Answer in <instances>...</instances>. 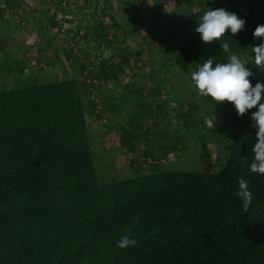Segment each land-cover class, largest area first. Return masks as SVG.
Wrapping results in <instances>:
<instances>
[{
  "label": "trees",
  "instance_id": "1",
  "mask_svg": "<svg viewBox=\"0 0 264 264\" xmlns=\"http://www.w3.org/2000/svg\"><path fill=\"white\" fill-rule=\"evenodd\" d=\"M19 1L0 0V11L9 14ZM63 1L48 4L62 9ZM151 1L119 0L129 11ZM72 3L81 15L69 20L74 37H64L56 54L62 48L68 62L81 60L79 77L45 80L25 71V57L6 51L0 59V264H264V0H203L195 32L186 24L188 40L156 64L160 70L172 59L200 97L155 106L140 76L120 78L134 52L125 57L119 46L146 33L137 16L120 20L101 0ZM152 18L158 41L177 30L154 11ZM119 54L123 62L114 60ZM12 63L15 80L7 84L1 75L9 77ZM111 81L119 95L103 91ZM170 101L178 103L176 130ZM203 113L214 132L198 127ZM114 128L135 175L102 184L94 146L104 147ZM190 141L212 143L219 167L171 168L182 160H166L181 158Z\"/></svg>",
  "mask_w": 264,
  "mask_h": 264
},
{
  "label": "rangeland",
  "instance_id": "2",
  "mask_svg": "<svg viewBox=\"0 0 264 264\" xmlns=\"http://www.w3.org/2000/svg\"><path fill=\"white\" fill-rule=\"evenodd\" d=\"M49 1H52V0H46V1L38 0V5H36V7L38 6L41 9H40V12H37V11L35 12V10H32V5L34 3L37 4V0L36 1L35 0H20L18 4L15 6L18 12L15 13L14 11H12L8 14L9 16H12V20H10V25L6 27V30L5 31L2 30V34L7 36V38L10 40L9 43H11V45H13L14 47L10 49L8 48L9 53L14 54L18 58L25 57L26 58L25 59L26 62L24 63L25 67L29 66L31 59H37L38 65H36L33 68V70L37 73L40 72V76L42 77V79L47 80L48 76L49 78H55V79L56 78L63 79L64 77H67V76L71 78L79 77L80 76L79 74L80 63L79 62L81 60L77 63L68 62L66 55L64 51L62 50V48L59 49L60 54L59 55L56 54V49H57L56 46L61 45V41L64 37L63 35H59L58 30L60 29V27L61 28L62 27L71 28V27L77 26L76 22L70 24L68 20H71V19L73 20L74 18H76V20L79 21L78 14L81 15V13L79 12L78 7L72 3V4H68L69 9L68 8L61 9L60 11H58V13H56L57 15L53 17L52 16L53 12L54 11L57 12L58 9H56L55 7H54L55 9L50 8L52 6L48 4V3H51ZM191 1H193L194 8H192L191 10L189 9L190 11H187L184 14L180 13L182 20H186L183 22L185 24H188V27L195 26V25H192L191 23L194 22L193 20L195 17H193V14H196V12L199 10V7L197 6V4L200 2L197 0H191ZM152 2L153 0L151 1V3ZM116 3L117 4L120 3L119 0H117ZM169 7L172 8L173 3H171ZM46 9L48 10L47 13H46ZM45 13H46L47 19L42 18V16L45 15ZM119 15L120 13H118L117 16L119 17ZM141 15L142 13H139V16ZM122 16L123 15H121L120 20L128 18L127 15H125V17L124 16L122 17ZM0 17H3V16H0ZM34 18L36 19L40 18L41 23L37 24V21ZM23 20L26 21L28 25L30 22L31 27L29 26L26 28ZM44 20H46L45 22H47V24L43 22ZM35 22L37 24L36 27L33 24ZM147 30H146L147 34L144 33L141 35L142 38H139L141 36H137L139 38L138 41L135 40L134 37L129 36L130 37V39H128L129 43H125V44H122V46H119V48H121L120 50L121 51L123 50L124 52L122 54H125L126 56L122 54L117 55L118 56L117 59H114V60H117L118 62H123L121 58L122 56L127 57L133 54L132 52H129V49H132V51L134 52V54L132 55V59L135 58L136 57L135 50H141L140 48H143L145 44L149 47L150 55L153 53L151 55V58H150L149 53L141 56L139 59L143 61V64L141 67L137 69L133 68L132 63L127 64V65L123 64L125 68L123 71H120L121 81L131 82V79H130L131 76H133V78L135 79L137 75L136 80H138V76H140V82L141 84L145 86L146 94L149 95V98H150L149 102H151L152 100H155L157 96L155 94L156 90H152V89L156 88V86L158 85H161V83L165 81L164 79H167L166 82L167 81L171 82V86L173 85V87H171V90L173 92L172 94L176 95V97L183 98V99L189 98V99L198 100L200 97L198 93L188 91V90H191L192 87L191 85H189L188 76L186 74H184L183 72H178L175 69L173 64L172 65H173L174 71L172 73L175 75L168 76V74H170L169 70L171 71L169 66H168V70L165 69L163 71L157 68L156 64L160 63L159 57L161 56L162 58H164V55H160L161 54L160 52L162 51L161 48L163 47L164 43L163 42L156 43L157 41L155 39V32L151 31L148 28ZM194 32H195V29L191 33L193 34ZM187 38H188V35L184 39L182 38L183 39L182 42H186L188 40ZM143 40L145 41V43ZM34 43L36 44L35 48L32 47L34 46L33 45ZM170 44H172V42H170ZM156 48H159V49H157L156 51L155 50ZM31 49H33L34 52H31ZM3 52H6V50H2V52H0V59H2V56L4 55ZM173 53L174 51L168 52V54L170 55H172ZM153 55L154 57H152ZM81 59H84V57L82 56ZM9 68L12 70L11 71L12 73L9 74V77L6 74H4V76L1 75L2 77L1 81L7 82V84L8 83L12 84L13 80H15L14 79L15 72H13L15 71V66L13 65V63L10 64ZM18 68L16 69L18 70ZM154 68L156 69L155 71H153ZM142 74L144 75L146 74L145 75L146 77H144L145 79L141 77ZM101 86H102L103 91L105 90L107 93H110V90H111V94H113L114 96L119 95L121 93V90L119 89L118 86L114 84L113 81L109 83H104V84L102 83ZM130 100L133 101L134 99L132 98ZM169 103H172V102H169ZM177 105L178 103L176 102V103H172L171 106L168 107V109L170 110V114L173 116V118H171V125H170L171 130H176L178 127V124L181 122L179 118H175V112L173 111L174 107H172V106H177ZM131 108L132 107L130 104H126L122 112L124 113L123 116L127 115L128 112L131 111ZM215 119L218 120V118H215ZM206 121H207V116L203 113L202 122L205 125L207 124ZM152 122H153V118H148L146 123L144 124L145 126L144 130H141V131L143 132L146 131L147 127L150 124H152ZM93 125L95 128L99 129L100 125L97 124L96 121L94 122ZM210 127L212 130H215L214 125L212 123ZM201 128L202 126H200V129ZM211 129H207V130L212 131ZM117 131L118 129L114 128L113 130L109 131L108 133L109 135L108 134L105 135L106 138L102 140V144L104 147L101 148L100 145L99 146L97 145V147L94 146L95 166L97 168L99 181L102 184L109 183L114 180H121V179L129 178L135 175L134 170H132L131 167H129L131 165L129 161V158H131L130 157L131 155L129 154L128 150L125 147H120L119 145L120 144V133ZM206 142L205 144L203 142H200L199 144H195L194 141H190L188 144L190 151L187 150V152L184 151V153L181 151L183 154L181 155V158H177L176 154H172L171 155L172 160L168 159L166 160V162L170 165V163L173 161L182 160V162L180 163L173 162L172 167H171L173 169H183L184 168L188 170H196L197 167L200 169V168L205 167V165L208 169H215L219 166L223 158L217 159L216 157L217 148H215V146L212 143L206 144ZM180 148H181V145H180ZM98 150L102 151L103 153L99 152ZM191 150L194 151V154L195 152H197V154L192 155ZM115 160H117V163ZM201 160H204L206 163L204 161H203L204 163H202Z\"/></svg>",
  "mask_w": 264,
  "mask_h": 264
},
{
  "label": "crops",
  "instance_id": "3",
  "mask_svg": "<svg viewBox=\"0 0 264 264\" xmlns=\"http://www.w3.org/2000/svg\"><path fill=\"white\" fill-rule=\"evenodd\" d=\"M116 1L117 0H113V2H112V9H111V11L114 14V16H116L117 18L121 19V15H123L124 17H125V15H127L129 17V13L132 12L134 14V11L136 10L135 8H133V10L129 11V10H127L126 7H124L123 3L120 2V3L117 4ZM197 1H200L197 4V6L199 7V9L200 8L203 9L204 8V5H202V7H201V2L203 0H197ZM171 3H173V7L172 8L169 7L171 5ZM36 5H38V0H37V4L34 3L32 5V10H35V12L36 11L37 12H40V9L41 8L38 7V6L36 7ZM193 5H194L193 4V1H191V0H153V2L151 4H149V5L147 4V7L146 8L140 9L142 15L139 18H137V22H139V19L146 20V22L149 21L147 18L150 15L151 11H154L155 14H157L159 18L162 17V19H165V20L169 21L171 23L170 25L171 26H174L175 29H177V30L175 31V33L173 35H170L171 34V31H170V34L168 32L164 33V35H165L164 38H166L165 41L172 42V44H173L172 46H173L174 52H176L177 49L174 47V45L175 44H179V43L182 42V40L186 37V33H184V32H186L185 30H187L186 29V24L183 22V21H186V20H182V18L180 16V13L181 14H184L187 11H190L192 8H194ZM4 7H5V4L4 3H1L0 4V10L2 8H4ZM209 8L211 9L212 6L210 5ZM13 11L15 13L18 12V10L16 8H14ZM3 13H4V18L3 17L2 18L5 19V20H7V21H4L0 25L3 26L1 30L5 31L6 30V27H8L10 25V20H12V16H9L7 14V12H1V11H0V16ZM118 13H120L119 17L117 16ZM139 13L140 12L138 11V14ZM44 17H45V15L42 16L43 19H44ZM42 18H41V20H42ZM34 19L37 21V24H40L41 23L40 22V18L39 19L38 18L37 19L34 18ZM194 20H195V18H194ZM123 21L129 22V19L126 18V19H123ZM33 24H34L35 27L37 26L36 22L33 23ZM191 24L192 25H195L194 22H192ZM24 25L27 28V27H29L31 25V23L29 22V25H28L27 22L24 21ZM195 27H196V25L195 26H189V29H188L187 32H189L190 35H191L192 34L191 32L194 31ZM131 37H134V39L137 40V41L140 38V37L138 38V37H135V36H131ZM143 38H145V37H143ZM156 40H157V38H156ZM5 41H6L5 50L7 52H9L8 48L10 49V48H14V47H13V45H11V43H9L10 40L8 38L5 39ZM144 43H145V41H144ZM33 45L34 46H32V47L35 48L36 47V44L34 43ZM120 46H122V45H120ZM28 48H29V46H28ZM146 48H147V46H143V48H140V49H143V55L148 54L147 50H145ZM31 52H34L33 49H31ZM17 55H19V54H17Z\"/></svg>",
  "mask_w": 264,
  "mask_h": 264
},
{
  "label": "clouds",
  "instance_id": "4",
  "mask_svg": "<svg viewBox=\"0 0 264 264\" xmlns=\"http://www.w3.org/2000/svg\"><path fill=\"white\" fill-rule=\"evenodd\" d=\"M67 2H68V0H65V1H63V4L65 5V7H64V5L63 6H61L62 7V9H64V8H68V6L69 5H67ZM112 2H113V0H111V4H112ZM102 3L104 4V2H103V0H102ZM105 5V4H104ZM108 9H109V11H111V9H112V7H110V3L109 4H107V5H105ZM147 7V5H144V6H140V8L139 7H134L136 10L134 11V14L137 16V18H139L140 16H139V14H138V11L141 13V11H140V9H144V8H146ZM55 9V8H54ZM69 9V8H68ZM61 9H58L57 10V12H53V16L56 14V13H58V11H60ZM152 12L153 11H151V13H150V15L148 16V20L149 21H147L146 22V20H142V19H139V22H137L138 23V26L139 27H141L142 29H143V31H146L147 30V28L148 29H150L151 31H154L155 32V36H156V38H157V35H158V33L161 31L160 30V28H159V25H158V20H156V19H153L152 18ZM194 17V16H193ZM69 21V20H68ZM70 23V22H69ZM194 23H195V21H194ZM66 24V23H65ZM70 24H72V23H70ZM146 27V28H145ZM195 30H196V27H195ZM148 31V30H147ZM147 31H146V34H147ZM145 32H143V34H144ZM190 36H188V38H189ZM140 38H142V36L140 37ZM155 38V39H156ZM187 38V39H188ZM158 40V39H157ZM156 40V41H157ZM160 42H162V41H157L156 43H160ZM163 43H164V45H163V47L161 48L162 49V51L160 52L161 54L160 55H164V58L166 57H172V59L176 56V54L178 53V51H176V52H174L173 54H174V56H173V54L172 55H170V54H168V52H171V51H174V49H173V44H170V42H168V41H163ZM182 43H185V42H181V43H179V44H182ZM145 46H147L146 44H145ZM174 47H175V45H174ZM157 49H159V48H156L155 50L157 51ZM145 50H147V52L149 53V55H150V50H149V47L147 46V48L145 49ZM137 51H139L140 52V55H137V52H136V57L135 58H133L132 60H131V63H132V65H133V68H135V69H137V68H139V67H141L142 66V64H143V61H141L139 58L141 57V56H143V49H141V50H137ZM168 54V55H167ZM150 58H151V55H150ZM163 59V58H162ZM172 59L169 61V63H171L172 62ZM168 66H169V68L171 69V71L169 70V72L170 73H172L173 71H174V69H173V65H172V67H171V65L170 64H168V65H165L164 67H162L160 70H165V69H167L168 70ZM174 67H175V69L177 70V68H176V66L174 65ZM171 87H173V86H171ZM171 87H165L164 85H159V87L158 86H156V88H153L152 90H156V99L155 100H161V98H167V97H169V98H175L176 97V95H173L172 93V90H171ZM150 88H151V86H150ZM149 88V89H150ZM119 89L121 90V88L119 87ZM146 98H147V100L149 101V95L148 94H146ZM155 100H152L151 101V103L153 104V106H155L156 105V102H155ZM170 102H172V103H176L175 101H170ZM171 103V104H172ZM213 121V119L212 118H210L209 116H207V121H206V125L202 122V125H200V123H198V127L200 128V126H202V131H204V128H207V129H211V123L214 125V129L216 130V127H215V124H214V121ZM212 130V129H211ZM215 130H212L213 132L215 131ZM195 154H197V152H195ZM194 154V155H195ZM204 160H201V162L202 163H204L203 162ZM206 163V162H205ZM219 167V166H218ZM216 169V168H215ZM215 169H208L207 167H206V165H205V167H203V168H198L197 167V169L196 170H198V171H203V170H206V171H214Z\"/></svg>",
  "mask_w": 264,
  "mask_h": 264
},
{
  "label": "built area",
  "instance_id": "5",
  "mask_svg": "<svg viewBox=\"0 0 264 264\" xmlns=\"http://www.w3.org/2000/svg\"><path fill=\"white\" fill-rule=\"evenodd\" d=\"M101 2H102V0H101ZM59 31V35H63L64 37H68L69 39H70V36L73 38L74 37V34L72 33V32H70L69 31V27L68 28H64V27H60V29L58 30ZM62 31V32H61ZM63 37V38H64ZM63 40V39H62ZM71 40V39H70ZM69 40V41H70ZM69 41L68 42H66V44H65V46H70V44H69ZM84 46H86V44L84 45ZM36 65H38V61H37V59H31V62H30V64H29V66L28 67H26L25 68V71H27V72H31V70L36 66ZM91 89H93V88H91ZM95 90V89H94ZM97 93V91L95 90L94 91V94H96Z\"/></svg>",
  "mask_w": 264,
  "mask_h": 264
}]
</instances>
